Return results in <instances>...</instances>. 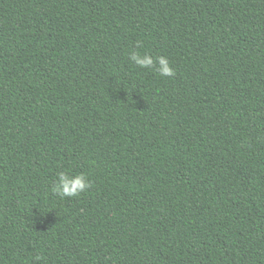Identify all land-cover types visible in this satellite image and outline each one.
<instances>
[{
  "label": "trees",
  "instance_id": "trees-1",
  "mask_svg": "<svg viewBox=\"0 0 264 264\" xmlns=\"http://www.w3.org/2000/svg\"><path fill=\"white\" fill-rule=\"evenodd\" d=\"M0 264H264V0H0Z\"/></svg>",
  "mask_w": 264,
  "mask_h": 264
},
{
  "label": "clouds",
  "instance_id": "clouds-1",
  "mask_svg": "<svg viewBox=\"0 0 264 264\" xmlns=\"http://www.w3.org/2000/svg\"><path fill=\"white\" fill-rule=\"evenodd\" d=\"M129 60L140 68H155V71L161 76L171 77L175 74L168 58L165 56H158L153 59V57L148 54L141 55L138 52H132L129 55ZM89 186L86 176L83 173L72 176L62 171L58 173V179L51 191L62 198L75 197ZM35 259L40 260L42 257L37 256Z\"/></svg>",
  "mask_w": 264,
  "mask_h": 264
}]
</instances>
